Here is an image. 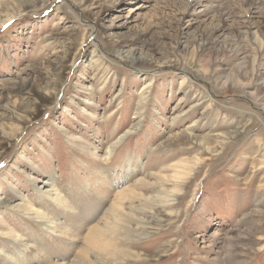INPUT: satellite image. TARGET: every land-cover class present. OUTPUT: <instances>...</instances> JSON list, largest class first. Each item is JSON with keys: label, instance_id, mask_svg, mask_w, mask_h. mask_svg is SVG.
Instances as JSON below:
<instances>
[{"label": "rangeland", "instance_id": "rangeland-1", "mask_svg": "<svg viewBox=\"0 0 264 264\" xmlns=\"http://www.w3.org/2000/svg\"><path fill=\"white\" fill-rule=\"evenodd\" d=\"M79 1L0 0V21L12 17L0 26V126L10 134L0 146V264L31 244L26 229L45 235L35 219L50 216L43 193L66 199L82 220L69 228L83 237L118 191L182 160L192 171L174 211L150 207L172 185H139L122 204L132 240L122 247L174 253L128 264H264V110L243 93L264 97V0ZM101 175L108 196L80 184ZM162 213L145 238L143 223ZM68 242L44 244L38 264L65 263L85 245Z\"/></svg>", "mask_w": 264, "mask_h": 264}, {"label": "bare ground", "instance_id": "bare-ground-1", "mask_svg": "<svg viewBox=\"0 0 264 264\" xmlns=\"http://www.w3.org/2000/svg\"><path fill=\"white\" fill-rule=\"evenodd\" d=\"M77 2L82 3L79 0H77ZM31 3H34V2H31ZM9 18H12V17L8 16L6 19L1 20L0 26H2V24H4L7 20H9ZM97 60L98 59H96V62H98ZM137 60L138 59L134 58L133 59L134 62L131 63V65H134L135 62H137ZM207 76L205 79L206 81L209 82L210 78L208 77L207 79ZM259 76L260 77H258V79L261 81L260 83L264 86V74L259 75ZM239 77L240 76H237L234 84L239 83ZM259 80L257 81L259 82ZM228 82H229V77H227V79L223 83V86H227ZM21 84H24V83L21 82ZM150 87H151V83H149L148 86H146L145 88L147 89ZM251 87L252 86L250 84L245 86L246 89L251 88ZM246 92H251V91L245 90L243 91V93L249 95L264 110V97L259 98L256 92L255 93L254 92L246 93ZM43 96L44 95H40V100L44 98ZM11 113H14V112H11ZM176 117L178 118V116ZM15 119H16L15 115L12 114L11 120L14 121ZM19 126H17V129L19 128ZM9 135L10 134L8 132L7 133L5 132L4 127L0 126V146H2L7 139H9L8 138ZM235 136L237 135L234 134L233 136L230 137V139H233ZM186 137L188 138L189 134ZM221 137H223L224 140L227 139L224 136H221ZM177 139H179L178 134L169 136L166 142V146L167 145L172 146L173 144L176 143ZM194 144L196 143L194 142ZM219 144L220 145L224 144L223 140H221ZM129 159L131 158L126 157L124 159L125 160L124 162H127ZM184 162H188V161L186 160L179 161L178 163H175L171 165L170 167H168L166 170H164V174L161 173L159 174V176L157 175V177L153 176L156 178L154 179L153 182L146 183L147 185L145 183L140 184V181H138L137 183H134L132 187H127V188L122 189L121 191H118L116 193L115 200L112 202L111 206L106 211V214L104 215L103 219H101L102 225H99V224L93 225L91 230L87 234H84L83 237L81 236L79 237V232H76L75 230H72L71 228H69L71 224L77 227L79 222L82 220L71 216V214H77V213H75V211H73L69 207L66 199L62 195L57 194V193L49 194V195L48 193H43L41 195V198L46 200V203L51 210L50 216L47 212L40 211V212H37L35 219H38L40 221L39 223L40 225H42V227L45 226L43 227V229H41L45 231V235H43L42 232L38 229H36L35 231L32 229H26L28 233L31 235V244L27 243L24 247L14 246V247H11L10 251L1 253V255L3 256V259L7 260V262L4 264H30L28 261H26V259L28 258V254L33 255L34 257L33 262L38 264L42 258L41 247L44 244L49 243L53 245V247L56 249H65L67 247L68 241H76L81 238H84L85 245L80 248V251H77L76 255L71 260H67L65 263H57V264H69L68 262H71L70 264H128L130 262L146 261V260L159 261L160 257L161 258L170 257L174 252L170 255L169 253L170 251H164L162 255H157L156 257H153L152 259L142 258L140 254L131 252L127 248L122 247V242L131 243L132 241V240L126 239V236H127L126 230L124 226L121 224V222H123L124 220V211L126 209L122 204L128 201L131 197H134L137 195V192L133 188H136L139 185L141 188H143V186L145 185H146L145 187H151L152 185H161V184L164 186L172 185L174 189L168 193L167 198L162 203L160 202L159 204L156 202H150V207L152 208L161 207L164 210L174 211L176 209V204L174 200H176L177 196H181L182 193L186 190L188 180H189V177L192 171L191 166L187 165V163H184ZM118 164L120 165V163ZM105 177L106 176H102V175L98 176L97 178H95L94 184H85L83 183V181H81L80 184L83 185V187L87 191L91 187H93L95 188L98 194L108 196L114 191L113 190L114 187L112 183L109 184V181H107L108 179H105ZM119 177L117 178V181L120 179ZM102 181L107 183V186H110L113 191L111 189L110 190H98V184H100ZM77 187H80V186H77ZM166 216H167V213L158 214V216L152 221L143 223L144 231L147 234V235H144V237L146 238V236L149 235L148 230L150 229V227L147 228V226H151V225L156 226L158 224H161L163 221H162V218L160 217H166ZM176 216H178V214L175 215V217ZM60 218H63L65 221V223L62 224V226L57 223V221ZM80 230L82 231V229ZM211 236H215V235H211ZM75 237H78V238H75ZM139 240H142V238H139ZM6 253H9V254H6ZM92 256L94 259L92 258Z\"/></svg>", "mask_w": 264, "mask_h": 264}]
</instances>
